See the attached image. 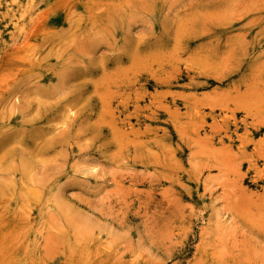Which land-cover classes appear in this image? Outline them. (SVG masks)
Instances as JSON below:
<instances>
[{
    "label": "rangeland",
    "instance_id": "obj_1",
    "mask_svg": "<svg viewBox=\"0 0 264 264\" xmlns=\"http://www.w3.org/2000/svg\"><path fill=\"white\" fill-rule=\"evenodd\" d=\"M0 264H264V0H0Z\"/></svg>",
    "mask_w": 264,
    "mask_h": 264
},
{
    "label": "bare ground",
    "instance_id": "obj_2",
    "mask_svg": "<svg viewBox=\"0 0 264 264\" xmlns=\"http://www.w3.org/2000/svg\"><path fill=\"white\" fill-rule=\"evenodd\" d=\"M35 22H36V20H35ZM33 25V24H32ZM26 38V37H25Z\"/></svg>",
    "mask_w": 264,
    "mask_h": 264
}]
</instances>
